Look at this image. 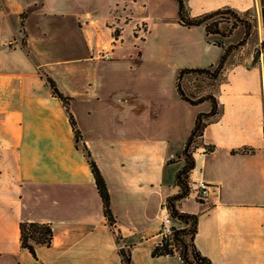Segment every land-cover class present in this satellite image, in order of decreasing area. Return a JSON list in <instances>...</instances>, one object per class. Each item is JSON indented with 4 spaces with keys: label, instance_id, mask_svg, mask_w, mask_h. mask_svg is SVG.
Listing matches in <instances>:
<instances>
[{
    "label": "crops",
    "instance_id": "1",
    "mask_svg": "<svg viewBox=\"0 0 264 264\" xmlns=\"http://www.w3.org/2000/svg\"><path fill=\"white\" fill-rule=\"evenodd\" d=\"M129 1L0 0V264H121L123 244L130 264H182L177 253L153 256L152 249L168 214L164 202L178 192L174 178L185 141L211 102L182 99L177 75L181 69L216 68L225 49L243 38L245 26L231 28L229 18L218 23L220 32L207 33L203 24L178 22L175 0H140L135 7L144 16L138 19L147 25L135 44L131 28L121 23ZM186 5L190 16L229 8L248 23L253 12L255 23L244 44L225 56L216 79L181 76L183 91L193 99L211 95L218 114L204 127L188 174L190 183L213 187L205 199L184 198L177 206L196 214L193 242L210 264H264L260 0ZM21 14L24 46L17 40ZM52 18L64 23L61 46L70 51L58 57L46 41ZM105 50L108 59L100 54ZM47 77L69 98L78 137ZM89 160L105 181L111 225ZM22 221L48 223L51 243L36 245L35 255L22 247Z\"/></svg>",
    "mask_w": 264,
    "mask_h": 264
},
{
    "label": "trees",
    "instance_id": "2",
    "mask_svg": "<svg viewBox=\"0 0 264 264\" xmlns=\"http://www.w3.org/2000/svg\"><path fill=\"white\" fill-rule=\"evenodd\" d=\"M177 3V15L178 22L184 26H193L203 24L207 33H218V23L223 20L233 19L231 28L235 27L237 23H241L245 26V33L243 38L235 45H230L225 49L219 64L216 68L208 69H181L177 75L176 88L180 97L192 104L201 102L204 99L210 100L211 108L206 113H198L194 121V125L185 141L184 148L181 152L183 159L182 166L177 170L174 178V184L178 187V192L172 196L166 198L164 207L171 219L178 220L185 224L184 227H176L172 225L171 232L163 236L160 241L152 249L153 256L171 255L177 253L181 259L182 264H210L209 261L204 258L196 249L193 238L196 233L197 216L196 214L182 212L178 209V202L184 198H187L190 193V182L188 180V174L194 167L193 152L198 147L199 138L202 135L203 129L206 124L213 119L217 114L216 103L211 95H205L198 99H193L190 95L186 94L180 85V79L183 74H193L195 79L198 75H203L208 79H216L219 69L222 67L225 56L228 54L231 48H237L244 44L249 34L251 33V26L247 20L241 18L238 13L229 8L217 9L208 13H204L199 16H190L186 5V0H175ZM261 5V17L264 25V0H260ZM230 28V29H231ZM258 51H255V57L258 55ZM46 82L50 88L53 96L59 98L66 108L70 125L76 134L79 136L75 126L73 115L68 109V97L63 96L57 89L54 81L47 77ZM213 146H205L204 151L210 152ZM244 152L252 151L253 149L242 148ZM87 156L89 154L87 153ZM92 174L95 179L96 187L100 195L103 207V213L108 223L111 225L115 219L110 210V197L103 177L101 176L97 166L92 160H89ZM20 230V244L22 247L28 249L33 255H35V246L38 244L49 245L52 239V229L48 223L29 222L22 221L19 224ZM122 238L117 235L116 242L120 243ZM118 255L120 256L121 264H130V250L129 246L123 244L118 248Z\"/></svg>",
    "mask_w": 264,
    "mask_h": 264
},
{
    "label": "rangeland",
    "instance_id": "3",
    "mask_svg": "<svg viewBox=\"0 0 264 264\" xmlns=\"http://www.w3.org/2000/svg\"><path fill=\"white\" fill-rule=\"evenodd\" d=\"M137 3H140V0L137 1L136 3H134L133 0H130L127 6V11L125 13L122 14V19H121V23L123 25H127V30L129 31V29L131 28V31L128 34V37H131L132 40H134L135 44H138L141 39H142V33L143 30L145 29L147 22L144 19H138V16H144V13L142 12L141 14L138 12V10L136 9V5ZM142 4V3H141ZM123 6H120L119 9H123ZM117 7H114V13L116 14V10ZM253 12H250V16H248L249 18V24L251 26V29L255 23V19L253 18ZM24 20H25V14H21L19 17V33L17 35V40L18 42H20V44H25V40H26V32L24 30ZM120 21V19H119ZM118 21V22H119ZM52 22V33L47 35V44L48 45H52L51 47V52L53 54V57H58L61 56L63 54L66 53H70V51L64 50L62 49V42L64 40V38L66 37V32L64 30V23H62L60 18H52L51 19ZM117 26L120 27L119 23H115ZM144 27V28H143ZM29 30H30V34L33 38H35V34L33 33V22L31 24L30 21V25H29ZM10 40V39H9ZM11 41V40H10ZM36 42V40H34ZM9 43V42H8ZM11 43H14V41H12ZM249 47L251 46V44L253 43V39L249 40ZM54 74V72H53ZM187 199H189L188 201H192L193 197L190 194Z\"/></svg>",
    "mask_w": 264,
    "mask_h": 264
},
{
    "label": "built area",
    "instance_id": "4",
    "mask_svg": "<svg viewBox=\"0 0 264 264\" xmlns=\"http://www.w3.org/2000/svg\"><path fill=\"white\" fill-rule=\"evenodd\" d=\"M100 54L102 57L106 59L110 57L108 50L100 51ZM211 187L213 186L204 181H197V182L191 183L189 195L191 194L192 197H194L197 200L205 199ZM171 228H172L171 218L169 217L168 214H165L162 218V227L160 231L161 238L163 236L168 235L171 232Z\"/></svg>",
    "mask_w": 264,
    "mask_h": 264
}]
</instances>
